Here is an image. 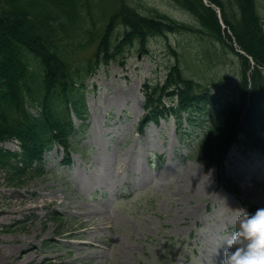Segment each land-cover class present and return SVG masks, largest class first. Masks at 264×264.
Segmentation results:
<instances>
[{
  "label": "rangeland",
  "instance_id": "1",
  "mask_svg": "<svg viewBox=\"0 0 264 264\" xmlns=\"http://www.w3.org/2000/svg\"><path fill=\"white\" fill-rule=\"evenodd\" d=\"M126 1L142 15L198 26L171 0ZM257 3L264 18V0ZM146 49L132 48L88 80L69 166L56 148L41 176L11 182L0 171V264H220L242 202L264 208L263 155H227L224 173L239 199L218 188L215 167L196 160L206 117L181 125L168 117L136 131L141 86L163 80L176 62L171 49L184 75L222 102L237 93V58L190 32L154 36ZM0 146L17 150L15 142Z\"/></svg>",
  "mask_w": 264,
  "mask_h": 264
},
{
  "label": "trees",
  "instance_id": "2",
  "mask_svg": "<svg viewBox=\"0 0 264 264\" xmlns=\"http://www.w3.org/2000/svg\"><path fill=\"white\" fill-rule=\"evenodd\" d=\"M171 1L198 26L142 15L126 0H0V145L17 146H0V171L11 182L45 174L44 156L55 146L63 149V164L71 162L74 139L84 127H76L72 115L85 120L86 82L102 65L123 61L134 47L147 53L154 36L190 32L236 56V100L221 102L207 85L186 77L171 49L176 62L164 79L142 85L144 114L137 130L142 134L149 122L168 116L177 124L208 116L196 159L215 167L218 186L239 199L224 173L227 153L236 147L245 157L264 154V18L258 0ZM242 205L249 214L257 210ZM51 216L57 220L56 212Z\"/></svg>",
  "mask_w": 264,
  "mask_h": 264
},
{
  "label": "clouds",
  "instance_id": "3",
  "mask_svg": "<svg viewBox=\"0 0 264 264\" xmlns=\"http://www.w3.org/2000/svg\"><path fill=\"white\" fill-rule=\"evenodd\" d=\"M241 212L237 229L223 243L220 264H264V208Z\"/></svg>",
  "mask_w": 264,
  "mask_h": 264
}]
</instances>
